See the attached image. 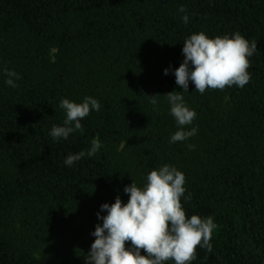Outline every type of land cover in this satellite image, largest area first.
I'll list each match as a JSON object with an SVG mask.
<instances>
[{"label": "trees", "instance_id": "1", "mask_svg": "<svg viewBox=\"0 0 264 264\" xmlns=\"http://www.w3.org/2000/svg\"><path fill=\"white\" fill-rule=\"evenodd\" d=\"M199 32L256 41L251 80L203 94L189 81L196 118L184 130L197 132L170 143L179 126L165 94L183 91L174 70ZM88 96L100 111L53 138L60 101ZM94 138L95 156L64 163ZM165 164L185 175L186 215L216 225L212 251L198 247L191 264H264V0H0V264H85L101 205L127 203L124 188Z\"/></svg>", "mask_w": 264, "mask_h": 264}, {"label": "clouds", "instance_id": "2", "mask_svg": "<svg viewBox=\"0 0 264 264\" xmlns=\"http://www.w3.org/2000/svg\"><path fill=\"white\" fill-rule=\"evenodd\" d=\"M178 11L185 12L181 7ZM184 15L182 20L188 22ZM184 60L174 70L175 82L182 92L172 91L165 94L170 105V114L174 117L179 130L171 137L170 143L185 141L194 136L196 128L185 131L184 127L192 124L196 112L186 106L183 93L188 92L189 81L200 94L206 90H224L226 87H245L251 80L249 57L257 50V42L249 41L239 32L232 35L209 38L204 32L193 33L183 41ZM191 65V67H190ZM5 83L18 87L16 80L20 75L12 70H5ZM168 74V69L164 70ZM157 95L150 97V102L157 105ZM60 108L66 113L64 126L53 125L50 135L53 138L67 139L74 131H83L81 120L91 111H100V103L93 97H85L82 103L68 99L60 101ZM101 147L98 139L91 141V147L85 152L71 154L64 163L71 166L85 155L93 157ZM195 145H188L189 150ZM185 175L171 165H163L151 170L143 187H138L132 180L124 188L128 201L124 203L120 196L109 205H101L106 215L98 219L92 235L95 237L85 264H191L196 259L197 248L212 251L211 240L216 225L212 217L202 218L191 215L189 218L181 203L186 191ZM186 199H191L189 194ZM126 242L131 247H126ZM144 250L145 255L141 254Z\"/></svg>", "mask_w": 264, "mask_h": 264}, {"label": "rangeland", "instance_id": "3", "mask_svg": "<svg viewBox=\"0 0 264 264\" xmlns=\"http://www.w3.org/2000/svg\"><path fill=\"white\" fill-rule=\"evenodd\" d=\"M46 257H50L53 259H57V260H62V261H69V262H75L77 260H75L73 257H67L64 255H57V254H46Z\"/></svg>", "mask_w": 264, "mask_h": 264}]
</instances>
